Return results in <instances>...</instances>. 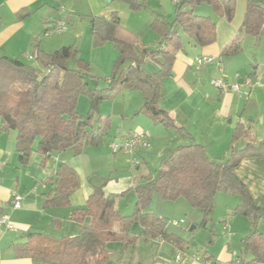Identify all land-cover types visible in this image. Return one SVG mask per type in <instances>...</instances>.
<instances>
[{
  "label": "crops",
  "instance_id": "0c3cea01",
  "mask_svg": "<svg viewBox=\"0 0 264 264\" xmlns=\"http://www.w3.org/2000/svg\"><path fill=\"white\" fill-rule=\"evenodd\" d=\"M87 1L92 8L100 0ZM113 1L115 0L110 3H115ZM135 1L142 5V9L134 10L129 3L121 2L111 10H102L99 13L101 16L96 17L109 20L113 13H118L122 24L136 34V46L141 50L162 41V34L153 28L149 29V26L156 18L164 21L168 27L173 25L177 5L174 0ZM61 2L62 0H0V55L21 60L37 68L38 49L51 54L64 47L67 37L46 38L49 34L44 33L53 26L50 23L63 20V15H49L50 12L47 11L55 8L56 4L57 11H61L65 8ZM246 7L247 0L237 1L232 22L221 17L209 4H201L195 8L196 14L211 17L216 23L217 39L210 46L197 47L190 39L185 43V36H188L180 33L184 48L177 53L171 74L163 79V96L159 106L181 131L155 122L142 111L144 95L140 91L126 90L118 92L100 105L94 122L98 118L106 119L108 124L104 142L100 146L85 147L80 155L66 150L44 156L38 152L36 142L28 163L22 165L16 151V132L0 134V208L15 226V230L0 231V264H34L31 259L16 258L13 247L14 243L23 241L30 233H42L57 239L77 236L83 223L73 218L74 211L86 207L95 187L104 185L107 195L123 194L117 199V209L124 215L132 214L137 202L134 189L155 177L151 172L148 173L146 157L158 156L162 169V161L177 147L194 142L206 149L210 159L225 160L232 148L240 149L246 144L242 138L232 141L239 123L245 127L252 126L255 142L264 140V66L259 68L257 65L252 72H248V66L250 68V64L254 65L255 62L249 64L251 57L245 55L240 42L243 38L242 23ZM22 10L29 15L20 18L17 14ZM146 11L151 14L147 12L148 16H143ZM66 20H71L70 15ZM138 32L148 33L147 37L140 41V34L143 33ZM234 41L241 43L242 52L222 55L223 49ZM199 57H211L213 61L198 69L196 59ZM144 69L148 75H153L159 70V65L153 60H147ZM237 75L240 77L237 78ZM221 78L241 85L248 78L256 85L243 86L241 94L237 95L222 92L212 84L214 79ZM87 105L78 102V110L82 116L86 114L84 110ZM143 115L165 130L160 152L140 150L134 155L113 152L110 144L124 140L132 132L142 133L147 137L148 133H153L151 124L139 120ZM108 136V146L104 148ZM134 158L140 161L136 168L138 175L124 166L128 159L131 165H136ZM62 164L77 174L80 186L72 194L68 205L44 208L43 201L53 190V179ZM141 164L147 165L145 170H142ZM235 173L247 186L256 205L264 209V159L245 158ZM224 193L233 195L229 199L236 203L234 213L229 205L223 215L212 218L211 229L200 228L210 233L206 239L194 236L200 229L185 235L187 229L183 230L180 226L184 231L183 236L189 239L187 252L180 260L176 259L172 244L140 237L134 248L126 252H123L121 243H108L106 249L110 253V260L103 264H201L193 258L197 253H207L211 264H248L250 256L242 254V240L254 230V219L236 211L240 203L238 195ZM16 195L22 197L20 208L11 207ZM127 200L128 203H124ZM168 218L173 219L170 216ZM90 221L91 218L87 217L84 224H89ZM257 226L264 233V223L260 221ZM142 231L139 223L133 225L132 232L135 235L140 236ZM206 236L207 234L204 237ZM241 255L243 257L239 258Z\"/></svg>",
  "mask_w": 264,
  "mask_h": 264
},
{
  "label": "trees",
  "instance_id": "16d2710c",
  "mask_svg": "<svg viewBox=\"0 0 264 264\" xmlns=\"http://www.w3.org/2000/svg\"><path fill=\"white\" fill-rule=\"evenodd\" d=\"M119 1L129 3L134 10L142 9L135 0ZM237 1L181 0L176 4L173 25L168 27L158 18L150 25L162 34V41L141 50L136 46V34L122 24L118 13H113L109 20L91 17L94 45L112 42L118 51L114 71L104 88H88L90 66L79 58L74 45L51 54L38 49L36 61L46 69L43 74L21 60L0 55V134L16 132V151L22 165L28 163L36 142L38 152L44 156L66 150L80 155L85 147L100 146L104 142L108 123L102 118L94 122L100 105L126 90L142 92L145 98L142 111L155 122L181 131L159 106L163 79L171 74L177 53L184 48L180 29L195 46H210L217 39L216 23L211 17L196 14L195 8L209 4L221 17L232 22ZM17 15L23 18L29 13L22 10ZM50 24L53 26L45 34L55 26ZM242 29L256 38L264 34V1L247 0ZM242 50L241 43L234 41L223 49L222 55H236ZM71 60L77 64L75 68L69 67ZM147 60L159 65L153 75L144 69ZM82 95L90 101L87 118L78 110ZM241 138L246 141L244 147L232 148L225 160L210 159L206 149L194 142L177 147L162 161V169L153 179L134 189L137 202L130 215L117 209V199L123 194L107 195L104 185L95 187L86 207L74 211L73 218L83 223L77 236L57 239L30 233L23 241L13 244L16 258L31 259L34 264H103L110 260L108 243L119 242L126 252L134 248L140 237L170 243L175 252L186 253L189 239L183 236V230L172 219L150 210L154 194L162 201L184 197L201 214L199 220L193 217L188 224L186 229L190 234L208 228L217 193L227 192L240 198L236 211L254 219V230L242 240V254L250 256L248 264H264V233L257 226L260 221L264 223V209L256 205L247 186L235 173L245 158L264 159V140L255 142L252 126L239 123L232 141ZM52 183L53 190L45 197L44 208L68 205L80 186L77 174L65 164L59 167ZM4 215L0 208V218ZM87 217L91 221L84 224ZM135 223L143 228L140 236L132 232ZM193 224L196 228L191 231ZM202 255L211 260L207 253Z\"/></svg>",
  "mask_w": 264,
  "mask_h": 264
},
{
  "label": "rangeland",
  "instance_id": "374dc122",
  "mask_svg": "<svg viewBox=\"0 0 264 264\" xmlns=\"http://www.w3.org/2000/svg\"><path fill=\"white\" fill-rule=\"evenodd\" d=\"M111 0H100L98 3H95L94 6L91 8L88 4L87 0H62V4L65 6L64 9L61 11H57L58 4L55 5V8H49L47 11L50 12L49 15L54 14H61L64 17L61 20L62 22H65V24L68 27V30L63 33H58L56 30H52L49 35H46V38H64L67 37V44H64V46L74 45L78 51H79V58L88 64L90 66V74L91 78L88 80V88L90 90H95L97 87L104 88L107 87L108 84L106 81L111 77L115 61L118 58V52L116 47L112 42H107L101 46H95L93 41V35L92 30L90 27V18L94 16H101L102 10H111L114 6L121 3L119 0H115L110 3ZM108 8V9H106ZM151 14L150 11H146L143 16H148L146 14ZM70 15V21L67 22L66 18ZM142 20V19H141ZM144 21H141V23ZM149 29H152L149 26ZM147 32H150L147 29ZM143 33V32H138ZM180 33L182 36H185L183 32L180 29ZM148 33L140 34V41L147 37ZM146 35V36H145ZM61 36V37H60ZM186 42H188L189 38L186 37ZM244 47L245 55H249L251 57V60L249 59V64L253 61L255 62L254 65L250 64V68L248 66V69H246L248 72L253 71L254 68L258 65V67L264 66V34H262L259 38H256L252 35H248L246 32L243 31V38L240 41ZM244 55V56H245ZM69 67L75 68L77 64L71 60L68 63ZM39 74H43L46 72V69L43 68V66L38 64V67L36 68ZM142 94V92H141ZM143 95V94H142ZM79 101L87 105V109L84 114V117H88V111L90 108V101L86 95H82L79 98ZM139 120L142 122H147L149 125L153 127V133H148L149 141L151 142V147L147 150L152 151L153 153H158L161 150V143H163V140L165 139L164 133L165 130L161 125H156L149 119H147L144 115L139 117ZM158 135V136H156ZM106 144L104 145V148H107L109 136L106 138ZM239 145H237L238 147ZM148 161V173H152L153 176H156L160 169V158L158 156L154 157H146ZM136 165H131L129 159L125 160L124 166L125 169L128 171H131L132 173H136L138 175L137 171V164L140 163V161L136 160ZM140 167L142 170H145L147 167L146 164H141ZM140 173V172H139ZM152 177V176H151ZM145 183V182H144ZM220 196V197H219ZM233 195H226L224 192L219 193L217 198L215 199V209L212 213L213 217H219L223 215L225 209L231 205L232 211L234 213V209L236 207V203L233 202L229 198H233ZM231 200V201H230ZM124 203H128V200ZM153 209L152 211L165 216V217H172L174 222H181L183 221L182 227L183 230L187 228L188 224L191 222L193 217L195 219H200L201 214L194 210L190 203L184 198L180 197L175 200H166L162 201L159 199V197L154 194L153 201H152ZM212 223L209 224V229H211ZM194 226V224L192 225ZM184 234V231H182ZM189 234L188 232H185V235ZM207 234L206 237H204ZM194 236L197 238H203L206 239L210 236V233L207 232V230H199L197 231ZM151 264V263H150Z\"/></svg>",
  "mask_w": 264,
  "mask_h": 264
},
{
  "label": "built area",
  "instance_id": "2783aa9c",
  "mask_svg": "<svg viewBox=\"0 0 264 264\" xmlns=\"http://www.w3.org/2000/svg\"><path fill=\"white\" fill-rule=\"evenodd\" d=\"M181 0H174L175 4H179ZM52 30H56L58 33H63L68 30L67 25L65 22L58 21L55 23V26ZM213 58L211 57H199L196 59V66L198 69H201L202 66L205 63L212 62ZM237 78L240 77V75L236 76ZM212 84L220 89L222 92H230L234 94H241L242 92V87H253L254 84L252 80L250 79H245L244 84L241 85L239 83H232L228 82L225 79H214L212 81ZM151 147V143L148 139V137L142 133L138 132H132L130 133L124 140L120 142H112L110 144V148L113 152H123L128 155H134L138 153L140 150H147ZM135 163V161H133ZM21 202H22V197L20 195H16L11 202V207L13 208H20L21 207ZM175 226L180 227L183 224V221L181 222H174L173 223ZM12 231L15 230L14 224L9 220V217L7 215H4L0 218V231ZM185 253H181L180 251H176V259L180 260ZM194 260L200 262L201 264H211V262L204 257L202 254H195L193 256Z\"/></svg>",
  "mask_w": 264,
  "mask_h": 264
},
{
  "label": "water",
  "instance_id": "95a60500",
  "mask_svg": "<svg viewBox=\"0 0 264 264\" xmlns=\"http://www.w3.org/2000/svg\"><path fill=\"white\" fill-rule=\"evenodd\" d=\"M153 209V206H152V204L150 205V210H152ZM196 228V226H192L191 228H190V230L192 231V230H194Z\"/></svg>",
  "mask_w": 264,
  "mask_h": 264
}]
</instances>
